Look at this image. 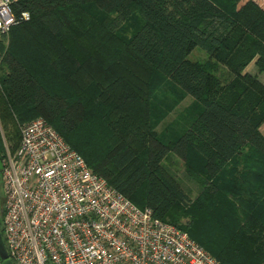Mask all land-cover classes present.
<instances>
[{"label":"trees","instance_id":"1","mask_svg":"<svg viewBox=\"0 0 264 264\" xmlns=\"http://www.w3.org/2000/svg\"><path fill=\"white\" fill-rule=\"evenodd\" d=\"M238 2L13 0L0 44L10 151L17 126L40 117L92 173L220 264H264V87L240 75L253 59L264 73V10ZM194 48L207 60H187ZM216 65L233 78L220 83ZM184 96L190 110L156 133ZM168 155L197 182L194 198L163 169ZM1 220L2 208V238Z\"/></svg>","mask_w":264,"mask_h":264},{"label":"built area","instance_id":"2","mask_svg":"<svg viewBox=\"0 0 264 264\" xmlns=\"http://www.w3.org/2000/svg\"><path fill=\"white\" fill-rule=\"evenodd\" d=\"M12 1L0 0V44L16 22ZM0 180L2 242L12 264H220L92 173L40 117L18 126Z\"/></svg>","mask_w":264,"mask_h":264},{"label":"rangeland","instance_id":"3","mask_svg":"<svg viewBox=\"0 0 264 264\" xmlns=\"http://www.w3.org/2000/svg\"><path fill=\"white\" fill-rule=\"evenodd\" d=\"M246 1L247 0H239L237 6L239 7ZM251 2L254 3L259 9L264 10V0H251ZM4 42L6 43V39ZM187 60L203 62L207 60V54L200 48H194L187 56ZM214 75L222 84L227 83L233 78L232 73H230L227 68L221 65L215 66ZM240 75H249L250 77H253L262 87H264V73H259L257 71L256 67L254 66V59L241 71ZM191 103V98L189 96H184L180 101H178L172 111H170V113H168L167 116L156 126L155 132L159 133L165 129L167 130L169 128L168 125H174L178 123L183 114H186L187 111L190 110ZM259 131L264 136V121L259 127ZM0 137L3 146L2 155H4L6 151L11 152L9 149V142L1 127ZM162 166L165 172L174 179L177 185L187 194L190 199L197 195L199 186L195 180L187 177L183 163L179 159H176L172 155H168L162 162ZM2 202L3 198L0 180V210L2 208Z\"/></svg>","mask_w":264,"mask_h":264},{"label":"water","instance_id":"4","mask_svg":"<svg viewBox=\"0 0 264 264\" xmlns=\"http://www.w3.org/2000/svg\"><path fill=\"white\" fill-rule=\"evenodd\" d=\"M0 170H1V158H0ZM0 262L1 264H12L7 258L1 235H0Z\"/></svg>","mask_w":264,"mask_h":264}]
</instances>
